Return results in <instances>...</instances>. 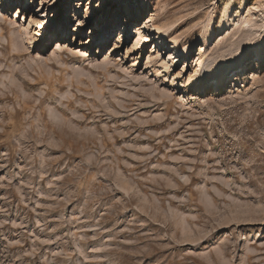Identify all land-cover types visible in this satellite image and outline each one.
Segmentation results:
<instances>
[{
    "label": "rangeland",
    "instance_id": "obj_1",
    "mask_svg": "<svg viewBox=\"0 0 264 264\" xmlns=\"http://www.w3.org/2000/svg\"><path fill=\"white\" fill-rule=\"evenodd\" d=\"M18 1L0 0V264H264V63L186 91L222 45L213 71L263 44L264 0Z\"/></svg>",
    "mask_w": 264,
    "mask_h": 264
},
{
    "label": "bare ground",
    "instance_id": "obj_2",
    "mask_svg": "<svg viewBox=\"0 0 264 264\" xmlns=\"http://www.w3.org/2000/svg\"><path fill=\"white\" fill-rule=\"evenodd\" d=\"M2 1H3L2 5L8 6V5H11L12 3H14L15 0H2ZM29 1L30 0H28V2ZM56 1L61 2V0H56ZM28 2H27V4H28ZM51 2H53V0H49V3H51ZM18 3H20V6H21V10H19V11L23 13L25 1L24 0H19ZM27 6L29 7L30 4H28ZM52 6H53V4H52ZM84 14H85L84 18L86 19V21L88 20V22H90L92 20L91 19V15L86 14V13H84ZM221 19L222 20H221L220 24H218L217 26L209 25V26H207L205 28V30L208 31V35L202 37L198 41H194L189 46H184V45L178 46V48H176L177 51H178V55L181 56V57H184V56L190 57L191 55H194L196 48H198L200 45L213 43L218 38V36L220 34H222L223 32H225L227 30L226 22L228 21V18L223 17ZM79 25H81V24H79ZM177 29H175V30H177ZM165 32L167 33V30ZM123 33H124V35H126L127 31H124ZM65 34H66V30H65L64 26H62L59 35L62 36V35H65ZM49 35L51 37H55V36L52 35V31L50 32V34H48V36ZM158 38H160V37L157 36V35H154L152 40L158 39ZM128 40H129V38L125 37L124 39L122 38V40H118V41H119V43L121 41H124V43L127 44ZM174 40H175L174 41L175 45L182 44V43L179 42V40H177V38H174ZM59 44H58V46H59ZM263 44H264V42H263ZM263 44L261 43V44H258L256 46H254L253 51L248 53V54H246V55H244L242 58H233L231 63L225 64L222 68H218L219 69L218 72L217 71H213V68H217L216 67V65H217L216 61L219 58L223 57L224 54H225L226 46L222 45L219 48L218 55H214V56L210 57L211 58V60H210L211 64L210 65L208 64L209 65V68H208L209 74H207V76H205L202 79L201 82H199V81L191 82L187 86L186 91L192 92V91H196L197 89H204V90H211L214 94L223 93L226 90L227 87L233 85V82H234V80L236 78L244 76L246 71L255 62H260L259 67L264 63V48H263ZM118 49L120 50V48H118ZM118 49H114V47L113 48L111 47L110 48V53H115L116 51H118Z\"/></svg>",
    "mask_w": 264,
    "mask_h": 264
},
{
    "label": "snow or ice",
    "instance_id": "obj_3",
    "mask_svg": "<svg viewBox=\"0 0 264 264\" xmlns=\"http://www.w3.org/2000/svg\"><path fill=\"white\" fill-rule=\"evenodd\" d=\"M53 2H55V0H53ZM75 2H76V0H72L73 5L75 4ZM45 7H48V5L46 4ZM51 11H54V9H49V12H51ZM37 15L40 16L41 20L45 19V16L43 14V9H41V11L39 13H37ZM70 19H71V24L69 25V27H71L72 25H74L76 23L75 19H72L71 17H70ZM35 25L37 28H42V29H45L46 32H50V31H52V29L55 25V19L49 15L47 24L40 23L39 21H37V22H35ZM90 26H91V23L89 22V27ZM83 31L87 32L88 28H84Z\"/></svg>",
    "mask_w": 264,
    "mask_h": 264
}]
</instances>
